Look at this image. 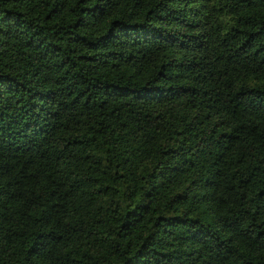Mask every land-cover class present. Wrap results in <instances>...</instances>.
<instances>
[{"label":"trees","instance_id":"1","mask_svg":"<svg viewBox=\"0 0 264 264\" xmlns=\"http://www.w3.org/2000/svg\"><path fill=\"white\" fill-rule=\"evenodd\" d=\"M0 264H264V0H0Z\"/></svg>","mask_w":264,"mask_h":264}]
</instances>
